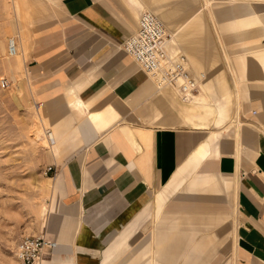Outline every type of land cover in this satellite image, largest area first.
I'll return each instance as SVG.
<instances>
[{"label":"crops","instance_id":"0c3cea01","mask_svg":"<svg viewBox=\"0 0 264 264\" xmlns=\"http://www.w3.org/2000/svg\"><path fill=\"white\" fill-rule=\"evenodd\" d=\"M25 1L30 17L46 8ZM228 1L58 0L59 25L25 38L21 56L16 45L51 144L49 201L33 235L56 246L35 264H109L152 207L167 209L168 227L137 249L143 264H212L214 240L198 242L192 226L217 223L227 198L231 264H264V0ZM144 11L199 80L188 103L123 50Z\"/></svg>","mask_w":264,"mask_h":264},{"label":"rangeland","instance_id":"374dc122","mask_svg":"<svg viewBox=\"0 0 264 264\" xmlns=\"http://www.w3.org/2000/svg\"><path fill=\"white\" fill-rule=\"evenodd\" d=\"M3 1L0 4V264H21L15 257V246L23 235L36 234L47 211L51 181L49 173L45 174L48 166L43 157L51 145L45 134L47 126L42 121L41 109L30 99L26 65L23 61H14L7 48L9 40H15L21 56L29 36L59 25L62 10L58 0H46L43 12L30 17L25 0L20 3V10L17 6L14 8L13 0ZM244 1L247 2H241ZM206 2L230 3L228 0ZM208 14V19L214 20L213 11ZM200 16L204 19V12ZM18 35L23 39L20 42ZM225 201L226 217L220 215L213 225L192 226L199 230L195 235L198 242L206 236L214 240L212 264H231L235 218L231 199ZM166 210L158 212L152 207L149 217L109 264H131L134 259L136 264H143L144 257L135 256V252L151 240L154 244L158 232L167 229Z\"/></svg>","mask_w":264,"mask_h":264},{"label":"built area","instance_id":"2783aa9c","mask_svg":"<svg viewBox=\"0 0 264 264\" xmlns=\"http://www.w3.org/2000/svg\"><path fill=\"white\" fill-rule=\"evenodd\" d=\"M171 39L163 24L150 12H142L134 34L123 42L124 52L141 68L157 88H171L179 99L188 103L198 91V80L191 74L183 53H169L166 47ZM15 54V42H8ZM49 136V133H46ZM52 170L48 167L45 174ZM56 243L42 235H23L15 246V257L21 264H35L45 250Z\"/></svg>","mask_w":264,"mask_h":264},{"label":"bare ground","instance_id":"6f19581e","mask_svg":"<svg viewBox=\"0 0 264 264\" xmlns=\"http://www.w3.org/2000/svg\"><path fill=\"white\" fill-rule=\"evenodd\" d=\"M145 12V11H144ZM148 12V11H147ZM167 32V31H166ZM168 33V32H167ZM170 36H171V39L167 42V44H166V47H167V50H168V52L169 53H178V52H172L171 50H170V45H171V42H172V40H173V36L170 34ZM13 40V39H12ZM14 42H15V40H13ZM16 44V43H15ZM15 48H16V52H15V54H12V53H10V49H9V44H8V53H9V55L11 56V57H13L14 55H16L17 54V46L15 45ZM51 145V144H50ZM49 145V146H50Z\"/></svg>","mask_w":264,"mask_h":264}]
</instances>
